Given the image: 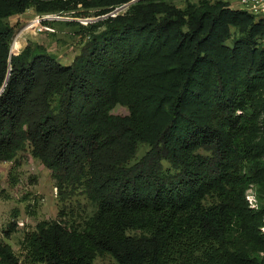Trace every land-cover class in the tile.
Returning <instances> with one entry per match:
<instances>
[{
  "label": "trees",
  "instance_id": "trees-1",
  "mask_svg": "<svg viewBox=\"0 0 264 264\" xmlns=\"http://www.w3.org/2000/svg\"><path fill=\"white\" fill-rule=\"evenodd\" d=\"M130 1L0 0V166L29 152L61 201L23 259L6 240L17 223L0 231V264H264V16L136 0L82 25L69 63L32 38L11 52L10 17L30 7L102 16ZM78 195L91 213L70 210Z\"/></svg>",
  "mask_w": 264,
  "mask_h": 264
},
{
  "label": "rangeland",
  "instance_id": "rangeland-1",
  "mask_svg": "<svg viewBox=\"0 0 264 264\" xmlns=\"http://www.w3.org/2000/svg\"><path fill=\"white\" fill-rule=\"evenodd\" d=\"M174 1L181 7H185L187 3V0ZM227 1L235 6L237 0ZM118 8L117 11H115L117 8L114 10L115 13L122 9L121 6ZM95 11V8L80 6L77 9L63 12L39 13L34 7H30L20 14L11 16L10 21L16 24L15 36L20 33L19 40L22 47L20 46L19 50L32 38L56 52L61 61L69 62L80 49L82 38L78 32L82 30V25L86 26L99 17ZM80 12L86 14L75 15ZM38 17H45V19L36 26L32 22ZM112 112L128 113L129 109L119 104L113 108ZM147 149V144H141L134 160L140 158ZM0 172L2 175L0 179V231L3 232L11 222L17 223L16 230L6 240L23 259L21 243L25 233L33 230L39 221L58 216L61 201L55 178L52 170L39 159L32 157L29 152L21 153L17 164L13 161L3 162ZM67 203L70 210L74 209L76 215L91 213L94 209L91 201L84 195L75 196ZM96 263L117 264L110 254L98 255Z\"/></svg>",
  "mask_w": 264,
  "mask_h": 264
},
{
  "label": "built area",
  "instance_id": "built-area-1",
  "mask_svg": "<svg viewBox=\"0 0 264 264\" xmlns=\"http://www.w3.org/2000/svg\"><path fill=\"white\" fill-rule=\"evenodd\" d=\"M126 6H128L127 3L122 5L121 8L122 9L124 7L126 8ZM232 7L237 8V9H244V10L256 15L257 17H263L264 16V0H237L235 6L232 5ZM118 9L119 8H117L115 11H117ZM44 19H45V17H38L32 23L34 25H40ZM14 39H15V36H14ZM14 39H13V41H14ZM13 41H12V45H11L12 51H13V49H12ZM19 51L20 50L13 51V52H19ZM246 198L249 202V205L252 208H257L259 206V198H258L257 193L255 191V188L253 186H250L248 188V190L246 192ZM263 230H264V227H263Z\"/></svg>",
  "mask_w": 264,
  "mask_h": 264
},
{
  "label": "bare ground",
  "instance_id": "bare-ground-1",
  "mask_svg": "<svg viewBox=\"0 0 264 264\" xmlns=\"http://www.w3.org/2000/svg\"><path fill=\"white\" fill-rule=\"evenodd\" d=\"M34 21V20H33ZM37 26V25H36ZM30 27V26H29ZM19 35L20 33H18L16 36H15V39H14V42H13V47L12 49L13 50H19L20 46H21V41L19 40ZM22 47V46H21Z\"/></svg>",
  "mask_w": 264,
  "mask_h": 264
},
{
  "label": "water",
  "instance_id": "water-1",
  "mask_svg": "<svg viewBox=\"0 0 264 264\" xmlns=\"http://www.w3.org/2000/svg\"><path fill=\"white\" fill-rule=\"evenodd\" d=\"M136 0H132V1H130L129 3H127V5H129L131 2H135ZM110 14H115V12L113 11V12H109V13H107V14H105V15H102V16H99V17H97L96 18V20H99L100 18H103V17H106V16H108V15H110ZM95 20V19H94ZM95 20V21H96ZM11 52L12 53H18V52H13L12 50H11Z\"/></svg>",
  "mask_w": 264,
  "mask_h": 264
},
{
  "label": "crops",
  "instance_id": "crops-1",
  "mask_svg": "<svg viewBox=\"0 0 264 264\" xmlns=\"http://www.w3.org/2000/svg\"><path fill=\"white\" fill-rule=\"evenodd\" d=\"M72 60H73V59H72ZM72 60H71V61H72ZM71 61H69V62H71ZM69 62H67V63H69ZM9 243H10V242H9Z\"/></svg>",
  "mask_w": 264,
  "mask_h": 264
}]
</instances>
